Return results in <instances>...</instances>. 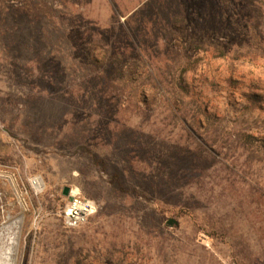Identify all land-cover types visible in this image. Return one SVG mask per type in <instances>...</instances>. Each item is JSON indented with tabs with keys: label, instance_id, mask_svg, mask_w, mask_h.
<instances>
[{
	"label": "rangeland",
	"instance_id": "1",
	"mask_svg": "<svg viewBox=\"0 0 264 264\" xmlns=\"http://www.w3.org/2000/svg\"><path fill=\"white\" fill-rule=\"evenodd\" d=\"M244 135L264 138V0H0L15 264H264V157ZM65 186L97 204L73 229Z\"/></svg>",
	"mask_w": 264,
	"mask_h": 264
},
{
	"label": "bare ground",
	"instance_id": "2",
	"mask_svg": "<svg viewBox=\"0 0 264 264\" xmlns=\"http://www.w3.org/2000/svg\"><path fill=\"white\" fill-rule=\"evenodd\" d=\"M31 185L36 192L40 191L43 187L42 179L40 177L33 178ZM75 191L72 190V192ZM18 202L23 206L20 197H18ZM22 221V215L15 218L9 216L3 218L0 224V264H15L17 248L22 232Z\"/></svg>",
	"mask_w": 264,
	"mask_h": 264
},
{
	"label": "built area",
	"instance_id": "3",
	"mask_svg": "<svg viewBox=\"0 0 264 264\" xmlns=\"http://www.w3.org/2000/svg\"><path fill=\"white\" fill-rule=\"evenodd\" d=\"M72 190H69L70 199L66 198V203L59 213L63 225L69 229L84 224L97 212V204L93 200L82 197L77 190Z\"/></svg>",
	"mask_w": 264,
	"mask_h": 264
},
{
	"label": "trees",
	"instance_id": "4",
	"mask_svg": "<svg viewBox=\"0 0 264 264\" xmlns=\"http://www.w3.org/2000/svg\"><path fill=\"white\" fill-rule=\"evenodd\" d=\"M198 49H200L201 47L200 46H197ZM224 52L221 51L220 52V56H224ZM195 60L192 61V65L195 64ZM186 71V68L183 69V72ZM182 79L180 78L179 79V83H178V86L179 87H183L182 85ZM252 100L256 101V100H259L260 97H257V96H252L251 98ZM199 114L201 116H203L205 118V120H212L214 119V115L212 114H206V112L204 111L203 108H200L199 109ZM243 142L245 143V145H248V146H252V145H255L253 146L254 149L257 151V152H261L262 153V156L264 157V138H255L253 136H250V135H244V139H243Z\"/></svg>",
	"mask_w": 264,
	"mask_h": 264
},
{
	"label": "water",
	"instance_id": "5",
	"mask_svg": "<svg viewBox=\"0 0 264 264\" xmlns=\"http://www.w3.org/2000/svg\"><path fill=\"white\" fill-rule=\"evenodd\" d=\"M69 190H70L69 187H67V186L63 187V189H62V195H63L64 197L70 199V197H69ZM171 223H172V220H169V221H168V224H171Z\"/></svg>",
	"mask_w": 264,
	"mask_h": 264
}]
</instances>
